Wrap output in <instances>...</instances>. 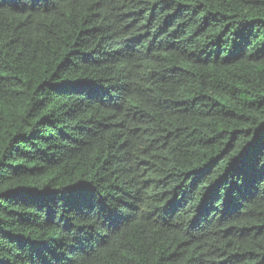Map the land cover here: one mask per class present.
Segmentation results:
<instances>
[{"label":"trees","instance_id":"16d2710c","mask_svg":"<svg viewBox=\"0 0 264 264\" xmlns=\"http://www.w3.org/2000/svg\"><path fill=\"white\" fill-rule=\"evenodd\" d=\"M0 264H264V0H0Z\"/></svg>","mask_w":264,"mask_h":264}]
</instances>
